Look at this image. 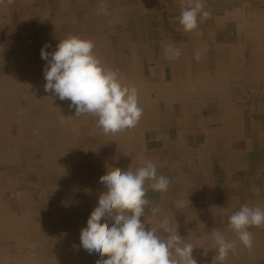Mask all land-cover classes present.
<instances>
[{"label": "bare ground", "instance_id": "6f19581e", "mask_svg": "<svg viewBox=\"0 0 264 264\" xmlns=\"http://www.w3.org/2000/svg\"><path fill=\"white\" fill-rule=\"evenodd\" d=\"M25 1L30 2V0H25ZM59 1H62V0H59ZM132 1H134V0H132ZM138 1L139 0H135L136 4H133L132 6L129 7V8H133L132 12L134 13V16L132 17L133 18L132 20H133V23L135 25L134 30L136 32V35L137 36L144 35L146 37L148 36V37L154 39L158 36V34L156 35V30L153 29L154 27H152V26H157V25L156 24L155 25L146 24V23H144L143 19L148 13H150V15L152 16L154 14H161L162 11L161 10L159 11L158 8L154 7L155 9H153V8L147 7L145 4H141V3H144L141 0H140L139 4L137 5ZM100 2H101V0H67V2H62L61 3L62 7L57 12H55L54 18L49 19V17H47L48 21L46 22L44 27H47L48 30L44 31V33L42 32L43 34H41V35L39 34L37 36L36 40L40 44V50H39L40 52H41V49L44 48L45 45L47 44V45H50V47H47L46 51L51 53V52L56 50V47H57L59 41L61 40V38H59L58 35L56 36V33H54L55 35H50L49 29L50 28H57L58 24L61 25L62 23L65 25H68V26H65L68 28L67 29L68 30L67 31L68 36L69 35H77V36L87 38V39H91L92 41H94L95 46H96L95 52L100 57L102 62L108 66H111L114 69H117L120 72L122 79L124 80L125 83L133 84L137 87L139 105L143 109V114H142V117L139 120L138 124L134 128L125 130L123 132L105 135L100 128L94 127L91 124V120L90 121L83 120V122H84L83 125H85V128H86V129H84L85 130L84 132L86 135L84 138L81 139V143L78 144L77 149H73V150L69 149V158H68L69 159L68 163H73V162L80 160V161H86L87 163L93 162V164L100 165V166H101V164H104L103 167H105L106 171L108 170V168L111 169L112 167H118V168H121L124 170H127L130 167V170L135 171L137 168L142 167L141 161H140V155H139L142 153V150H143L142 148L145 147L148 149L149 153H153V149L157 148V138H156L155 134L156 133L160 134L159 132H161V133L165 132L164 129H162V126H167V127L172 126V125H170L169 111L174 110L176 108L183 110L184 104H185V102H187V97L180 90L176 93H169V94H164V93L162 94L161 93L160 95L157 94L155 96V98H151L150 95L144 96V94H143L144 91H146V89H148L150 87H148V83L145 81L146 78L144 77L143 73L141 74L140 68H138V66H137L138 65L137 59H140L139 55L132 54L129 56V58H126L123 60V57L121 56V54L117 53V50H116V47L118 46V42H120V39H121L120 36L122 35L123 30H124V29H122L123 21L121 18V13H122V11L124 12V9H125V12L127 10L129 11L130 9L127 7H124L121 3V0H104V3H106V5H107L108 15H102V14L98 13V8L100 5ZM226 7H228V6H226ZM263 9H264V7H263ZM81 14H84V18H82V20L85 19V23L82 25L77 23L79 20L78 17ZM37 15L45 17L46 11L41 10L40 13H38ZM172 25H174V24H172ZM260 25H261V22H260ZM260 25L258 24V27ZM78 26L81 27L80 28L81 30L78 29ZM153 36H155V37H153ZM130 39H132V38H130ZM143 39H144V37H143ZM163 40H164V38H163ZM131 42H133V41L131 40ZM149 42H150V44L154 43V40H151ZM169 42H171V41H169ZM127 43L129 44V42H127ZM21 45L22 44H20L19 46H21ZM133 46H134V44H133ZM133 46L131 45L132 48H134ZM188 47H189V44H188ZM188 47H187V49H189ZM29 48H28V50H29ZM132 48H130V49H132ZM130 49L128 52L131 53ZM31 50H32V48H31ZM214 50H216V49H214ZM216 53H217V51H216ZM212 55H214V54H212ZM218 56H219V54H218ZM24 58H23V60H25ZM20 60H21V56H20ZM142 61H143V58H142ZM36 62L37 63L32 62V64L35 63V65L40 67V71L38 70L39 71L38 74L40 76H39L38 80H36L35 82H28L29 80L28 79L26 80V77L25 78L23 77V79L19 80L18 79L19 77L17 78L16 75H11V76L5 77L4 80H2V77L0 78V119H3V120L13 119L12 117H11V119H9V118H10V116H13L11 112L14 110V108H13L14 106H18V105H20V107L27 106L30 101L32 102L34 100L42 106L41 114L40 115L37 114V116H36L37 118L35 119L37 122V124H35V125L37 126V130H39V132H37V134L39 133V135L42 136V139H43V137L45 138V136H47L49 134H51L53 137L64 135L67 138H69L70 133L74 134L75 129H76V127L74 126L72 118L69 119V118L63 117V118H56L55 119V117L51 116L52 117L51 120H49V119L46 120V118L41 117L43 110H45L44 106L46 104H49L50 106L55 108L59 105L58 103L61 102V103H65L67 108L69 109L70 101H68L66 103L65 100L61 101V100H59V98L56 100V96L54 94L46 93L44 91V85L46 83L45 78H44V68H45V65L47 64V61L40 59ZM182 62L183 61H181V59H180L178 62L176 61L175 63H173L172 64L173 69H176L177 71H181L182 70L181 65L183 64ZM192 62H193V60H192ZM147 63H148L149 69H153L155 67L154 61L152 60V57L148 58ZM32 64L29 63V64H27L28 66H26V67H24L22 65L20 67L19 66L14 67L18 70L14 69L13 73L21 75L22 72L20 71V69H23L24 72H28L30 70V68L32 67ZM245 64L246 63H244V65ZM0 65L3 66V64H0ZM142 65H144V63ZM207 65H208V62H207ZM199 70H200V68H199ZM16 71H18V72H16ZM202 71H204V70H202ZM183 75H184V73H183ZM181 79H182V73H179V75L177 77L173 76L171 79V85H175V86L179 85V89H180V87L183 85L182 83H184V80L182 79L183 80L182 81ZM246 79L247 78H245V80ZM227 84H228V82H227ZM186 85H188V84H186ZM161 86H163V85H161ZM242 89H243V87H242ZM19 91H21V93ZM16 92H19L20 94L18 95V94H16ZM191 92H194V93L192 95L190 94L191 97L188 100V102H192V103L196 104V106H197L198 100L200 98H202V97H200L201 93H198L195 90L191 91ZM10 93H12V94H10ZM209 93H211V92H209ZM225 95H227V94H225ZM225 95H223V96H225ZM18 98H20V99H18ZM205 98H207V97H205ZM215 100H217V99H215ZM47 101H49L50 103H48ZM158 102L164 103V105H163L164 110L162 112L159 111L160 107L158 106ZM229 102H230V100H229ZM204 105H205V103H204ZM166 109H168V110L166 111ZM206 110H208V109H206ZM159 112L162 115H160ZM250 114H252V113H250ZM31 117H33V116H30V118ZM210 117H212V116H210ZM48 118H49V116H48ZM159 118L162 122L161 123L162 126H159L160 130H157L154 128V125H155L154 122H151V121L152 120L155 121V119L157 121H159ZM198 118L200 119V117H198ZM17 119H14V120L17 121ZM22 121H23V119H22ZM25 121H26V119H25ZM180 121L181 120L179 119L178 122H180ZM141 123H143V124H141ZM223 123H225V122H223ZM17 124H18V122H17ZM32 124H30V125H32ZM140 124L145 127V128H143V131L139 130V129H141ZM77 126H78V124H77ZM26 128H27L26 131H25V128H24V131L22 130L23 135H25V132L31 131V129H33L34 127L27 125ZM195 128L196 127L194 126V129L191 130L190 134L192 132L194 134H195V132L197 133V129H195ZM10 129H12V128H10ZM203 130H204V128H203ZM22 132L21 131L20 132L14 131V135H20V133H22ZM185 132H186V128L184 130V135L181 134L183 136L171 137L169 139L167 138L168 136L163 137L162 138L163 142L161 143L162 150H160V152H156L155 154L153 153L154 156H152L150 158V160H152L157 165L158 171L160 169H162L163 171H166L170 175H175L178 178V180L176 182L171 181L172 183H170L167 191L161 192L162 193V208H163V211L161 213H163L164 217L165 216L169 217L170 222L174 227L177 226V224L179 225L178 232L182 238L188 239V241L192 244H196L195 246L197 248H195V249H197L199 252L196 250H195V252L193 251V257L197 260L198 264H212V260H213V257L215 256V248H216V245L214 243L213 236H212L213 229H217V230H220L221 232H223L227 239L237 241L236 251L229 254L227 261H226V264H232L231 262H234V264H236V263H239V264H264V227L253 226L249 229V231L252 233V236H253V247L251 250L243 247V245L240 244L239 241L237 240L235 232L230 230V228H229V216L232 213H234L235 211L239 210L241 205L248 204L250 206H259L261 208H264V158L262 157L263 160L260 163L258 162L259 163L258 167H255L254 165L246 166V167H240L238 165V163L234 164V162H236L238 160L241 161V158H245V157L248 158L250 155H248L246 153L235 154V155L234 154H232V155L231 154H225L224 156H222L221 160H217L216 155L209 153L211 151L209 148V145L205 144L202 139H201V142L198 143L199 145H198L197 150H194L193 148H191L192 142L196 141V138H193V137H196V135L191 136V135L185 134ZM1 134L2 135H8L9 132L7 131V132L1 133ZM47 138L48 137H46V139ZM91 138L98 139V140L100 139L102 142L101 148L91 147L90 143H89V140H91ZM32 140H34V139H32ZM40 141H41V139H40ZM45 141H44V143H45ZM159 141H161V139ZM32 142H34V141H32ZM53 142H54V145H56L57 142H55L54 140H53ZM77 142L78 141L68 140V141H66L65 144L63 143V146L66 148H70V147H72V145L75 146V144ZM29 143H31V140ZM57 145H59V144L57 143ZM9 146H11V145H9ZM148 146H149V148H148ZM189 146H191V147H189ZM143 152H144V150H143ZM260 152H261V154H260L261 156L264 155V146ZM50 155L52 156L53 154H50ZM47 157L48 156H46V155H43L41 157L42 158L41 163L43 165V168H46V169L48 168V166H47L48 158ZM53 160H54V158L52 159V161ZM50 163H52V162H50ZM18 165H20V164H18ZM76 166L72 167V165H71L72 170H73V172H72L73 177L75 180L74 185L76 187V188H74L73 191L75 192V189H77V191H79L83 195L82 202L86 201L84 204L85 206L83 207L85 213H84V215H81L82 218H79L77 215H74L77 213V209L75 207V204L78 201L75 199H72L73 193H71L70 191H66L67 193L63 194V196H65L63 198V201H65V203H67V205L69 207H71L72 212L74 213L73 215L78 217L77 221H79V224H83V225L78 226V227H74V226L72 227V229L76 230V233H78L80 235L81 229L86 227V225H87V219L89 218L91 212L98 205V200H97L98 197L96 198L95 196L89 195V193H88L89 192L88 183L90 184V182H93L95 179V178H92V176H91V174L93 172L91 170V168L88 167L87 165H84L82 168H80V166H77V167ZM42 174H44V173H42ZM53 174H58V172L57 173L54 172ZM20 178H21V176H20ZM21 179H23V178H21ZM95 184H97V183H94V185ZM5 186H7V185H5ZM258 186L260 188L259 190L262 192L261 195H260L261 192H257ZM145 187L148 188L149 186L146 184ZM173 188H176L175 193L178 195L177 196L178 202L172 200V198H171V193H172ZM36 193H38V191ZM10 197H11V195H10ZM28 198H29V196H28ZM154 198H155V196H154ZM150 200H151V198H150ZM42 203H44V202H42ZM153 204H155V203H153ZM32 208L33 207H31V209ZM41 208H43V207H41ZM46 208H47V206H46ZM64 210H66V209H64ZM43 211H44V209H43ZM24 212H25V210L23 211V213ZM0 213H1L0 214V236L3 233L4 237H8V238L14 237V239H15L16 234H17L16 229L10 231L13 227L14 222L9 221L10 219L7 218L11 214V210H10V214H8L9 212L6 213V212L2 211V209H0ZM59 213H60V211H59ZM77 217H76V219H77ZM83 218L86 220H83ZM70 219H69V221H70ZM143 220L145 223H147L146 228H150L151 226H156L157 228H159V221L161 219L157 220V221L154 219L157 224L155 223V221H150L149 219H146L145 217L144 218L142 217V221ZM29 224H31V222ZM41 225H42V223H41ZM43 225H45L44 226L45 230L43 232L44 235H43V237H40V239L42 240V238H44V240L47 242L46 249L42 247V251L45 250L43 255H39L38 251L34 250L35 249L34 246L33 247H27L26 246L27 244L23 245V247H20L21 245L18 246L17 243L13 242V240H14L13 239L12 243H11L12 247H10V245L8 243V250L10 252H13V253L7 254L6 253L7 249H6V251H4L3 254H0V264H97V262L102 259L96 253L89 254L86 250H84L81 247V244L79 246H74V245L70 244L71 243L70 242L71 237L76 236V235H72V234L68 233L67 231L65 232L64 230H62L60 222L52 221L50 223H45ZM64 228L65 227H63V229ZM48 229L50 230L51 234L53 232L54 236H57L58 239L57 238L53 239L54 236L52 238H51V236H46L47 233H50L47 231ZM158 232H160V231H158ZM51 234H49V235H51ZM164 234L165 233H163V235ZM48 240L50 242H48ZM205 250H207L206 255L204 254Z\"/></svg>", "mask_w": 264, "mask_h": 264}, {"label": "rangeland", "instance_id": "374dc122", "mask_svg": "<svg viewBox=\"0 0 264 264\" xmlns=\"http://www.w3.org/2000/svg\"><path fill=\"white\" fill-rule=\"evenodd\" d=\"M141 1L144 2L141 4H145L149 8H153V9L158 8L159 11L160 10L162 11L161 14H154L152 16L150 15V13H148L143 19L144 23L149 24V25H155L157 23V25H159V26L158 27L152 26V27H154L153 29L159 28V30H160L162 28V30L165 31V32L163 31V33H165V37L168 39L171 38V35H174V39L179 38V34H176V32H175V34H176L175 35L174 33L170 34V31H168L169 28L173 29L174 27H173V25H170V23H169L170 20L168 19L167 16H175L177 14V12L166 11L164 9L165 3L163 0H155L154 2H149V0H141ZM62 2H67V0H62V1L45 0L39 4L34 3V7L38 6V8L32 7L29 9L28 8L25 9V8H21L22 6L27 5V4H25V2H22V0H14V2L12 4H8V1L5 2L6 8L3 6L2 10H1V4L2 3H0V30H1L0 31V64H3V66H4L3 67L2 65H0V70H1L0 71V78L2 77V80H4L5 77L11 76V75H16L17 78L19 77L18 78L19 80L23 79V77L24 78L26 77V80L27 79L29 80L28 82H35L36 80H38V78L40 76L38 74L40 71V67L35 65V63H37L36 61L41 59V55H40L41 52L39 51L40 50V44H39V42H37L36 39H37V36L39 34L41 35L44 33V31L48 30L47 27H44V25L48 21L47 17H49V19L54 18L55 12H57L62 7V4H61ZM139 2H140V0L137 2V5L139 4ZM121 3L124 7H127V8H129L133 4H136L135 0L134 1H132V0H121ZM29 5L31 6L32 4L30 3ZM7 6H8V8H7ZM129 9H130L129 11L128 10L126 11L127 13L125 12V9H124V12L122 11V13H121V18L123 21L122 29H124V30H123L122 35L120 36L121 39H120V42H118V46L116 47V50H117V53L121 54V56L123 57V60L126 58H129V56L132 54L139 55L140 59H137V61H138L137 66H138V68H140L141 74L143 73L144 77L146 78L145 81L148 83V87H150V88L146 89V91H144L143 94H144V96L150 95L152 98H155V95L158 94L159 91L156 90V88L154 87V84L156 85V83L157 82L159 83L160 81H166V80L170 81L171 80L169 68H166L165 74H160V71H159L163 68V66L165 64L162 62L163 59L161 58V54H160L161 49L163 48V47H161V45H166L165 46L166 50H172V46H171V44L169 46L167 43L165 44V41L163 42V44H161L157 40V37L155 38L156 40H154V43L150 44L149 41H151L152 38H150L148 36L146 37L144 35L137 36L136 32L134 30L135 25H134L133 20H132L133 19L132 17L134 16V13L132 12L133 8H129ZM41 10L46 11V16H45L46 18L44 16L37 15L38 13H40ZM82 18H84V14H81L78 17L79 20L77 23L80 25L85 23V19L82 20ZM161 19L163 20V24H161V22H160ZM65 26H68V25H65L62 23L61 25L58 24L57 28H50L49 29L50 35H55L54 33H56V36L58 35L59 38H61V40L65 39L66 37H68V35H67V33H68L67 29L68 28ZM80 28L81 27L78 26V29H80ZM142 36L144 37V39ZM153 37H155V36H153ZM130 38H132V39H130ZM131 40L133 42H131ZM138 41L140 43L142 42L141 44L143 46ZM127 42H129V44ZM20 44H22V45L19 46ZM133 44H134V46H133ZM131 45L134 48H132ZM210 46H212L211 43L209 44V48H210ZM28 48L30 51L28 50ZM31 48H32V50H31ZM130 48H132V49H130ZM129 49H130L131 53L128 52ZM20 56H21V60H20ZM150 57H152V60L154 61V65L155 64L157 65L156 67H154V69H149L147 60ZM23 58L25 60H23ZM142 58H143V61H142ZM247 60L249 61L250 59L248 58ZM210 61H211L210 66L212 67L213 66V64H212L213 60L211 59ZM32 62H35V63L32 64ZM249 62L251 64L254 63L253 67H254V70L256 71L258 69V65H260L262 62H264V57L263 58H253ZM29 63L32 64V67L30 68V70L28 72H24L23 69H20V71L22 72L21 75L13 73L14 72L13 70L16 69L14 67H17V66L20 67L21 65L26 67V66H28L27 64H29ZM143 63H144V65H142ZM158 68H160V69H158ZM16 70H18V69H16ZM16 72H18V71H16ZM247 79L245 80L244 77L243 78L237 77V79H234L233 80L234 82L232 81L230 83V87L228 88V89H230L229 90V97L231 98L230 101L232 100L231 103H234L235 107L238 110L240 109V111L247 113L249 116L253 117V116L257 115V113H261L262 110L260 109L258 111H256V110L250 111L247 108L242 107L240 104H241V100L243 98H245L247 93H248V95L251 94V90L254 91L256 87H263L262 89H264V72L262 74L257 72L252 77H247ZM242 87H243V89H242ZM259 89H261V88H259ZM19 92L21 93V91H19ZM19 92H16V94L19 95L20 94ZM10 94H12V93H10ZM18 99H20V98H18ZM57 99H58V97H56V100ZM263 99H264V97H263ZM65 101H66V103L68 102V100H65ZM47 102L50 103L49 101H47ZM29 103L27 106H22V107H20V105L14 106L13 107L14 110L11 112L13 116H10V118H9V119H11V117H12L13 119H11V120L0 119V135H1L0 136V164H1L0 165V168H1L0 169V175H1L0 176V209H2V211L6 212V213L9 212L8 214H10V210H11V214L7 217L10 219L9 221L14 222L13 227L10 231H12L14 229H16V231H17L15 239H14V237H11V238L4 237V235L2 233V235L0 236V254H3L4 251H6V249H7V251H6L7 254L13 253V252H10L8 250V243H9L10 247H12L11 243H12V240L14 239L13 242L17 243L18 246L21 245L20 247H23V245H25V244H27L26 245L27 247H33L34 246V248H35L34 250L38 251L39 255H43L45 250L42 251V247L46 249V244H47V242L44 240V238H42V240L40 239V237H43V235H44L43 232L45 230V228H44L45 225H43V224L50 223L52 221L60 222L62 230H64L65 232L67 231L68 233H70L72 235H76V236L71 237V241H70L71 243L70 244H72L74 246H79L81 244L80 239H79L80 235L78 233H76V230H73L72 227L73 226L78 227V226L83 225V224H79V221H77V220H78V217L82 218L81 215H84V213H85L83 207L85 206L84 204L86 201L82 202L83 195L79 191H77V189H75V192L73 191L74 188H76L74 185L75 180H74L73 173H72L73 172V170H72L73 166L77 165V166H80V168H82L84 165H87L93 171L92 172L93 175L91 174V176H92V178H95V179L93 182H90V184L88 183L89 195L95 196L96 198L98 197V199H99V196L103 192L106 191L104 185L99 182V178L106 172L105 167H103L104 164H101V166H100V165L93 164V162L87 163L86 161H80V160L73 162V163H68L69 162V159H68L69 158V149H72V150L77 149L78 144L81 143V139L84 138L86 135L84 132L85 131L84 129H86V128H85V125H83L84 124L83 120H86V121L91 120V124L94 127H97V121H96L97 118L94 116H91V115L75 117L74 116L75 110L74 109H72V110L68 109L65 103L59 102L58 103L59 105L55 108L50 106L49 104H46L44 106L45 110H43L41 117L46 118V120L47 119L51 120L52 117H55V119L56 118H63V117H66L69 119L72 118L74 126L76 127V129H75L74 134L70 133L69 138H67L64 135L53 137L51 134H49V135L45 136V138L43 137V139H42V136H40L39 133L37 134V132H39V130H37V126L35 125V124H37V122L35 120L37 118L36 116H37V114L38 115L41 114L42 106L34 100L30 104ZM161 109L162 110L164 109L162 105H161ZM250 113H252V114H250ZM29 115L33 116V117L30 118ZM48 116H49V118H48ZM21 118L23 119V121ZM247 118L244 121V123H245L244 125H246L247 127L249 126L248 131H250L251 142L248 144L251 145V148L253 150L252 155L249 157H250V161L252 162L251 164L254 165L255 167H258V164L263 160L262 157L264 158V155L261 156L260 155L261 153H259L261 151L260 147L263 148V146H264V118L259 120V121L255 120V119H252L250 121ZM14 119H17V121ZM25 119H26V121H25ZM17 122L19 125L17 124ZM250 123H252V124H250ZM30 124H32V125H30ZM77 124H78V126H77ZM141 124H143V123H141ZM141 124H140L141 129H139V130L143 131V128H145V127ZM27 125L33 126L34 128L31 129V131L25 132V135H23L22 130L24 131V128H25V131H26ZM198 125H200V124L198 123ZM190 126L191 127L196 126V123L191 121ZM10 128H12V129H10ZM13 130L19 131V132L21 131L22 133H20V135H14ZM7 131L9 132L10 135L9 134L8 135H2L1 134L4 132H7ZM259 135H261V136L258 137ZM46 137H48V138L46 139ZM32 139H34V140H32ZM40 139H41V141H40ZM52 139L55 142H57L59 145H57V143H56V145H54V142ZM30 140H31V143H29ZM43 140L44 141L46 140L45 143ZM68 140H71V141L73 140V141H78V142L75 144V146L72 145V147L66 148L63 146V143L65 144L66 141H68ZM159 140L160 139L157 138V142H159ZM32 141H34V142H32ZM89 143H90V146L94 147V148L95 147L101 148V146H102V142L100 139L98 140V139L91 138V140H89ZM9 145H11V146H9ZM148 148H149V146H148ZM142 149L145 152L144 153L142 150V153L139 154L142 166H144L146 161L150 160V158L152 156H154V154L156 152H160V150H162L160 143H157V148L153 149L154 154L149 153L148 149L145 147ZM50 154H53V155L51 156ZM43 155L48 156L47 157L48 158V162H47L48 168L47 169L43 168V165L41 163V161H42L41 157ZM52 157L54 158L53 161H52V159H53ZM50 162H52V163H50ZM18 164H20V165H18ZM71 165H72V167H71ZM160 170L158 171V173H159L158 175L161 174V175L168 177L170 179V183L176 182L178 180V178L175 175H170L166 171H163L162 169H160ZM54 172H56V173L58 172V174H53ZM42 173H44V174H42ZM20 176L23 179H21ZM94 183H97V184L94 185ZM5 185H7V186H5ZM147 189L148 190L146 193V198L148 200H150V198H151V200H150L151 202H150V206H147L145 208V214H144L143 218L145 217L146 219H149L150 221H155V220L157 221L160 219L162 220L164 217L163 213H161L163 211L162 193L159 191L153 192V190L150 188V186ZM259 189L260 188L258 186L257 192H261ZM37 191H38V193H36ZM66 191H70L71 193H73L72 199H75L78 201L75 204V207L77 209L76 214H74L72 212L71 207H69L67 205V203H65V201H63V198L65 197V196H63V194L67 193ZM175 191H176V188H173L172 193H171V198H172V200L178 202V198H177L178 195L175 193ZM261 194H262V192L260 193V195ZM10 195H11V197H10ZM28 196H29V198H28ZM154 196H155V198H154ZM42 202H44V203H42ZM153 203H155V204H153ZM46 206H47V208H46ZM156 206H159L161 211H160V213H158L154 217L151 213V208L156 207ZM31 207H33V208L31 209ZM41 207H43V208H41ZM43 209H44V211H43ZM64 209H66V210H64ZM24 210H25V212L23 213ZM59 211H60V213H59ZM73 214L77 215L78 217L74 216ZM76 217H77V219H76ZM69 219H70V221H69ZM83 220H86V219L83 218ZM156 221H155V223H156ZM30 222H31V224H29ZM41 223H42V225H41ZM63 227H65V228L63 229ZM47 231L50 232L49 229ZM158 231H160L159 234L163 235L162 230H160L158 228ZM49 234H51V232L47 233L46 236H51V238L54 236L53 232L51 235H49ZM54 237H53V239L57 238V236H54ZM48 242H50V241L48 240ZM194 245H196V244H194ZM195 250L198 251L197 249H194V252H195ZM231 263L234 264V262H231ZM236 264H239V263H236Z\"/></svg>", "mask_w": 264, "mask_h": 264}, {"label": "clouds", "instance_id": "9594fccd", "mask_svg": "<svg viewBox=\"0 0 264 264\" xmlns=\"http://www.w3.org/2000/svg\"><path fill=\"white\" fill-rule=\"evenodd\" d=\"M14 0H8L12 4ZM3 3V0H0ZM98 13L108 15L104 0ZM207 18L203 0H188L182 7L179 23L185 32L198 27V18ZM45 45L41 59L47 61L44 68V91L52 93L59 100L70 101L69 109L75 110V117L91 115L97 118V127L105 135L116 134L134 128L142 117L138 89L125 83L120 72L102 62L95 52V42L77 35L60 40L56 50L49 53ZM179 50L174 56L179 57ZM199 54L197 53V59ZM106 191L98 199V205L81 229V247L89 254L96 253L102 259L97 264H198L193 257L197 248L184 239L173 226L169 217L156 226L146 228L142 217L150 205L146 198L147 184L153 191L165 192L170 179L158 175L157 165L146 161L135 171L112 167L99 178ZM159 206L152 207L155 217ZM264 227V208L241 205L229 216V228L234 231L243 247L251 250L253 236L251 227ZM215 256L212 264H226L230 253L236 251L237 241L229 240L220 230L213 229ZM205 255L207 250H205Z\"/></svg>", "mask_w": 264, "mask_h": 264}, {"label": "crops", "instance_id": "0c3cea01", "mask_svg": "<svg viewBox=\"0 0 264 264\" xmlns=\"http://www.w3.org/2000/svg\"><path fill=\"white\" fill-rule=\"evenodd\" d=\"M6 1L8 0H3V3L1 4V10L3 9V6L5 7ZM43 1L45 0H30V2L22 0V2H25V4L27 5H24L21 8H38V6L34 7V3L39 4ZM154 1L155 0H149V2ZM163 1L165 3L164 9L166 11L177 12L175 16H168V19L170 18V21L168 20L170 25L174 24V28H169L168 31H170V34H175L176 32V34H179V38L174 39V35H172L168 40L165 37V33H163L164 30H162V28L160 30L159 28L155 29L156 35L158 34L157 40H159L161 44H163V42L165 41V44L167 43L168 46L171 44L172 46V50H166V45H161V47L163 48L161 49L160 54L161 58L163 59L162 62L165 64L159 71L160 74H165L166 68L169 67L171 79L173 76L177 77L179 73H182V79L184 80V83H182L183 85L180 87V89L179 85H171V80L160 81L159 83L157 82L156 85L154 84V87L159 91V95L161 93H176L180 90L186 95L187 102H185L183 110L176 108L169 111L170 125L172 126H162L160 118L159 121H157L156 119L155 121H151L154 122L155 129L160 130L159 126H162V129H164L165 131L164 133L159 132L160 134H155L156 138L161 139V141L157 143L161 144L163 142V137L168 136L167 138L169 139L171 137L183 136L184 130L186 128L185 134L191 136L196 135V137H193L196 138V141L192 142V147H189L197 150L199 145L198 143H200L202 139L205 144L209 145V148L211 150L209 153L216 155L217 160H221L222 156H224L225 154L235 155L246 153L251 156L253 150L251 148V145L248 144L251 142L250 131H248V127L244 125V121L249 115L240 111V109L238 110L235 107L234 103H231V101L229 102L230 97L228 90L230 89L228 88L230 87V83L234 79H237V77L243 78L245 76L244 78H247L252 77L257 72L261 74L264 72V62L258 65V69L256 71L253 67L254 63L251 64L249 62L253 58L264 57V0H203V4L205 6L204 10L209 13V16L207 18L201 16L198 19V27L191 32H185L178 20L181 14L182 7L188 6V0ZM30 3H32L31 6L29 5ZM160 22L161 24H163L162 19ZM258 24L260 25L259 27ZM152 40L156 39L154 38ZM210 43L212 46H210L209 48ZM187 47L189 49H187ZM177 49L180 52L178 58L174 56V51ZM197 53L199 54L198 59ZM248 58L250 59L249 61L247 60ZM180 59L181 61H183V64L181 65L182 70L177 71L176 69H173L172 64L176 61L178 62ZM211 59H213L212 67L210 66ZM244 63L246 64L244 65ZM154 66L156 67L157 65L155 64ZM227 82L229 85L227 84ZM161 85H163L164 87ZM194 90L198 93H201L200 97H202L198 100L197 106L192 102H188L191 95L194 93L191 91ZM222 94L227 95L223 96ZM161 105L163 106L164 103L158 102V106L160 108ZM160 108L159 111L162 112L164 109L162 110ZM167 110L168 109H166V111ZM159 114L162 115L160 112ZM198 117H200V119ZM263 118L264 112L262 111L261 113H257V115L253 117L249 116L247 119H249L250 121L252 119L259 121ZM179 119L181 120L180 122H178ZM191 121L197 124L195 126V129H197V133L195 132V134L193 132L190 134L191 130L194 129V126L191 127L189 125ZM198 123L200 125H198ZM260 136L261 135H259L258 137ZM260 150H262V147H260ZM237 163L240 167L252 165L250 157L241 158V161L238 160L234 162V164Z\"/></svg>", "mask_w": 264, "mask_h": 264}, {"label": "built area", "instance_id": "2783aa9c", "mask_svg": "<svg viewBox=\"0 0 264 264\" xmlns=\"http://www.w3.org/2000/svg\"><path fill=\"white\" fill-rule=\"evenodd\" d=\"M261 88V89H259ZM263 87H256L255 90H251L250 95H246L245 98L241 100V106L247 108L250 111H264V89ZM257 108V109H256Z\"/></svg>", "mask_w": 264, "mask_h": 264}]
</instances>
